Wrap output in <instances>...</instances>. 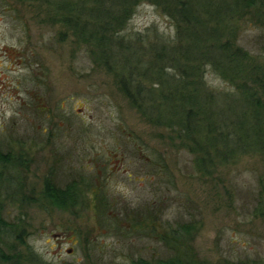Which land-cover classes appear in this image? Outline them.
<instances>
[{
    "label": "rangeland",
    "instance_id": "obj_1",
    "mask_svg": "<svg viewBox=\"0 0 264 264\" xmlns=\"http://www.w3.org/2000/svg\"><path fill=\"white\" fill-rule=\"evenodd\" d=\"M187 1L204 13L207 28L222 19L230 27L201 47L232 42V60L214 54L181 59V65L201 66L189 78L193 87L219 110L217 116L231 117L229 124L245 113L246 128L257 114L264 130V0H212L208 11L200 9L203 0ZM166 2L138 0L123 31L148 33L152 44L140 55L152 69L147 86H159L155 92L167 80L162 66L169 65L160 38L185 48L193 44L188 34L177 37L180 8ZM82 37L60 21L49 0H0V202L10 220H21L26 229L23 243L11 240L17 264H41L32 251L51 264H121L159 256L163 244L129 221L152 206L165 226L180 217L201 220L194 239L201 264H264V144L261 152L236 151L228 138L227 154L218 155L226 143L210 141L217 132L206 129L211 117L198 116L194 131L184 132L168 126L167 117L179 115L160 112L161 104L143 113ZM225 65H237L238 76L223 73ZM167 71L170 81L180 79L181 72ZM219 116L216 129L228 134ZM47 179L62 188L74 184L72 200L51 199ZM93 180L129 212L128 220L112 229L99 223L86 185ZM10 198H16L13 206Z\"/></svg>",
    "mask_w": 264,
    "mask_h": 264
},
{
    "label": "trees",
    "instance_id": "obj_2",
    "mask_svg": "<svg viewBox=\"0 0 264 264\" xmlns=\"http://www.w3.org/2000/svg\"><path fill=\"white\" fill-rule=\"evenodd\" d=\"M137 1L138 0H49V3L54 8L55 13L58 14L60 21H63L72 30L77 31L78 35L83 36L82 39L87 41V44L92 49L91 54L95 56L96 59L103 61L109 70L115 71L124 91L143 113L149 114L152 113L153 110L156 111L160 104L162 108L163 102L158 101V99H162L164 101V109L161 110L160 108V112L165 110L167 115H169L171 111H176L179 115L172 120H170L171 116H168L166 120L168 126L173 127L175 131L180 129L184 132L187 130L193 132L195 129V120L198 119V116L200 119L201 115L206 118L211 117L212 122L208 124L206 129L210 131L212 126L217 132L214 131L215 136L212 137L210 141L215 145H218L220 142L223 144L226 143V151H224V149L222 151L221 149H217L218 155L227 154V143L230 144L228 138H232L233 145L237 147L235 149L236 151H263L264 130L262 125H260L262 122L257 118V114L254 116L256 121L250 123L246 128L247 121L245 113L239 115V117L234 115V117H237V124L233 125L228 122L231 117L226 119L218 115L221 123L224 124L226 128L228 127L229 133L227 134L222 128L216 129V121L218 120L217 113L219 114V110H214L209 101L208 104H206V95L200 91V88L193 87L192 81L189 80L191 76L195 77L197 75L201 66L180 64L182 58L190 62L191 60H196L199 55L203 54L205 56L210 54L213 56L214 54L216 57L217 55H221L222 57H228L229 60H232L228 52L230 47H232V42L230 40L225 44L212 41V43L201 47L202 41L211 40L212 37H216L222 33L227 34L230 31V27L227 26L228 23H226V21L223 22L222 19L219 23H222L223 26L220 25L209 29L206 25L204 26L202 22L201 16L204 13L199 14L195 10L193 11L191 4L187 0H154L156 5L163 2L167 3L166 1L177 3L180 8L179 14L182 18L176 22L177 37L179 38L183 34H188V40H192L193 42V44L185 48L182 43H174V40H166L167 38L165 37L160 38V40L164 42L159 47L162 49V56L165 57V61L169 65L162 66L163 69L161 68V71L167 80H160L163 88H160L159 92H155L153 87L159 86L156 85L157 83L147 86V82L150 81V79H148V74L152 73V69L150 65L143 62V58L141 59L140 55V50L146 49L152 44L148 41L150 38L148 33L143 31H129V33L126 34L123 32L126 28V18L134 11L133 6ZM211 4L212 0H203L200 9L208 11L210 10ZM224 4L226 3L224 2L223 5ZM215 5L219 4L216 3ZM216 7L219 8V6ZM209 12L211 13L212 11ZM217 12L216 10V14ZM185 25H187V27ZM186 30L191 31L185 33ZM231 31L233 33V28ZM203 50L206 52L203 53ZM223 67V73L229 70L228 73L233 74L235 77L240 73L237 65H225ZM168 68H174L178 73L181 72L180 79L176 80V82L170 81V78L167 76ZM260 73L264 75V71H260ZM198 77H200L198 83H201V74L198 75ZM235 77L224 78L235 80ZM171 80L174 79L171 78ZM180 82H182V85H179ZM259 88L260 86L258 89ZM213 94V92H209L210 97H214ZM255 95L256 93H253L248 97L250 102L254 100ZM256 108L257 111L260 110V107ZM164 115L166 117V114ZM10 153L11 152L8 154L10 155ZM4 180H8L9 183H14V180L7 176ZM51 182V179H47L45 185V190L50 195L51 199H55L60 204H66L72 200L73 194L71 193L74 184H69L66 188H62L51 184ZM86 185L94 200V202H92L93 200L91 202L94 204V212L101 225L102 221H105L108 229H112V227L117 226V223L121 220H128L129 212L125 209L120 210L117 206L118 201L107 194V192L103 191L104 189H102L95 180L87 182ZM14 189L10 188V191ZM10 200L9 205L13 206L12 202H14L16 198H10ZM4 206L3 202H0V264H17L18 258L13 252V249H15L17 245H13L11 240L23 243L25 241L23 234L26 229L22 227L21 220H19V222L10 220V210H3ZM147 210V215H143L141 210V218H132V220L129 221L132 222L134 226L143 227L142 230L146 231L147 236L153 235L155 239L161 242L163 244V253L151 259L139 257L121 264H201L194 247V239L202 226L201 220L192 216L187 218L180 217L175 225L168 223V226H165V224L160 221L161 219H159L160 217L157 214L158 208H153L152 206ZM142 224L145 226H141ZM32 254L31 256L34 259H42L40 261L41 264H51L45 261L38 253L32 251ZM240 263L241 261L237 264Z\"/></svg>",
    "mask_w": 264,
    "mask_h": 264
}]
</instances>
